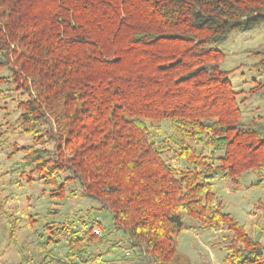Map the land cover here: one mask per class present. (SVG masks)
<instances>
[{"label": "trees", "instance_id": "16d2710c", "mask_svg": "<svg viewBox=\"0 0 264 264\" xmlns=\"http://www.w3.org/2000/svg\"><path fill=\"white\" fill-rule=\"evenodd\" d=\"M263 22L264 0H0V102L31 138L12 145L13 183L92 202L16 264H192L182 230L219 231L226 264H264L212 183L264 171V120L241 118L217 47Z\"/></svg>", "mask_w": 264, "mask_h": 264}, {"label": "rangeland", "instance_id": "374dc122", "mask_svg": "<svg viewBox=\"0 0 264 264\" xmlns=\"http://www.w3.org/2000/svg\"><path fill=\"white\" fill-rule=\"evenodd\" d=\"M217 47L224 54L218 65L228 71L227 78L237 92V99L241 100V118L257 120L261 116L264 120V22L247 31H232ZM1 103H7V110L4 113V109L0 108V264H16L24 256L38 253L36 235L45 233L42 230L45 222L54 221L52 224H56L66 217L73 219L75 211L85 209L92 202L79 196V193L68 196V192L61 200H49V184L38 180L32 184L22 182L21 186L13 183L16 173L12 168L15 161H20L22 152L13 154L12 145L28 144L31 138L14 131L12 124L16 110L13 111L12 102L2 98ZM168 128L167 123L162 122V131ZM260 177L259 180L256 175L245 172L236 189L220 175L215 176L212 183L222 200L224 211L231 213L257 240L264 243V171ZM48 207L57 209L55 218L48 214ZM34 216L38 219L30 226V217ZM9 229L12 232L9 233ZM59 241L49 247L51 255L56 257H62L66 249L65 240ZM224 244L219 231L182 230L177 247L190 258L192 264H226L223 261L227 251Z\"/></svg>", "mask_w": 264, "mask_h": 264}]
</instances>
